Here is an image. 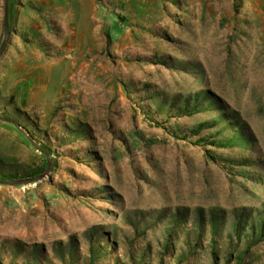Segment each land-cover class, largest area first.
<instances>
[{
    "label": "rangeland",
    "instance_id": "1",
    "mask_svg": "<svg viewBox=\"0 0 264 264\" xmlns=\"http://www.w3.org/2000/svg\"><path fill=\"white\" fill-rule=\"evenodd\" d=\"M0 49V264H264V0H0Z\"/></svg>",
    "mask_w": 264,
    "mask_h": 264
},
{
    "label": "water",
    "instance_id": "2",
    "mask_svg": "<svg viewBox=\"0 0 264 264\" xmlns=\"http://www.w3.org/2000/svg\"><path fill=\"white\" fill-rule=\"evenodd\" d=\"M5 28H6V33H7V29H8V20H5ZM4 44V43H3ZM2 44V46H3ZM1 50V49H0ZM46 173L42 174L41 176L35 178L34 180H39L41 177L45 176ZM31 180L25 179V180H6V179H0V184H9V185H13V184H22L25 182H29Z\"/></svg>",
    "mask_w": 264,
    "mask_h": 264
},
{
    "label": "trees",
    "instance_id": "3",
    "mask_svg": "<svg viewBox=\"0 0 264 264\" xmlns=\"http://www.w3.org/2000/svg\"><path fill=\"white\" fill-rule=\"evenodd\" d=\"M200 126H202V125H200ZM262 224L263 225L260 227V234H259L260 238L264 237V222ZM255 238H257V236H255Z\"/></svg>",
    "mask_w": 264,
    "mask_h": 264
}]
</instances>
